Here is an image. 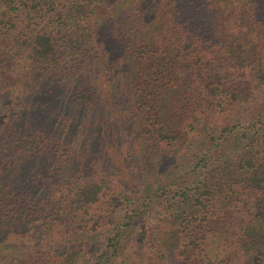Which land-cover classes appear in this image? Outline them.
<instances>
[{"label": "trees", "instance_id": "1", "mask_svg": "<svg viewBox=\"0 0 264 264\" xmlns=\"http://www.w3.org/2000/svg\"><path fill=\"white\" fill-rule=\"evenodd\" d=\"M120 2L112 37L99 40L115 0H0V87L9 93L0 97V264H72L70 246L87 232L102 239L90 264H264V105L242 125L209 130L241 101L245 78L264 70V0ZM104 73L133 81V116L124 103L114 109L124 83L98 87ZM61 108L86 109L93 123L100 109L107 121L130 119L135 130L117 134L121 159L144 152L134 144L142 134L161 147L159 161L195 137L199 156L131 197L110 225L103 207L92 209L108 203L101 186L68 167L72 132L90 141ZM159 210L164 220L151 225ZM21 224L59 247L32 249Z\"/></svg>", "mask_w": 264, "mask_h": 264}, {"label": "rangeland", "instance_id": "2", "mask_svg": "<svg viewBox=\"0 0 264 264\" xmlns=\"http://www.w3.org/2000/svg\"><path fill=\"white\" fill-rule=\"evenodd\" d=\"M115 2V12L111 16H108V20L105 21L107 24L101 26L98 30L99 40H103L104 37H112L111 34L106 31L111 27L112 22H114L119 15L117 11H124L125 9L124 4L120 5V0H115ZM111 10L112 8H110V11ZM108 51L109 47H106V52ZM112 62L115 61L112 60ZM1 68L4 70V65L1 66ZM12 68H15L11 69L12 71H15L17 65ZM104 74H106L105 77H96L99 81L98 87L102 89L104 85L110 86L114 82L120 84L122 87L125 85L124 90L122 89L121 93H119L120 97L114 98V100L117 101L114 109H120L124 103L125 107L123 106L122 111H124V113H129L127 114L128 117L133 116V111L129 104L135 101V97L139 94L136 87L133 85V81H131L129 77H118L117 74ZM244 83L246 84L247 89L242 95L241 101L232 107L231 110L215 117L209 128L212 134L224 126L244 124L251 117L253 112L264 105V70H260L258 75H254L253 77H246ZM8 95L9 93H4L2 87H0V97L4 98ZM96 97L95 103L97 104L103 101L104 94L96 91ZM106 98L108 97H105V99ZM61 109L62 111H59V113L61 112V114L70 117L77 127L80 123L79 125L83 127L84 133H86L85 139H87V135L89 138L88 140L90 141V143L84 146L76 140L79 135L75 131L72 132L71 143L74 147L72 146L73 149L70 151L69 156L71 160L68 163V167L74 168L73 172H79L80 177L83 179L89 182H96L101 186V202L106 199L108 203L99 204L96 207H92V209L103 207V216L106 217V221L110 225L115 224L116 221L120 220V217L123 216L122 213L129 202L133 203L134 199L131 197L148 190L150 186L159 184L165 178L174 177L178 171L183 170L194 163L199 156L197 145L200 142V139L199 137H195L194 139L196 141L179 154L175 155L172 160L165 159L159 161L157 156L161 152V147H158L156 150H151L150 146H147L146 139L142 134L140 139L134 141V144L135 142L141 144L144 152L139 153L136 157L131 153L130 156L121 159L118 155V146L121 144L119 142H123V140L118 138L117 134L121 135V133L124 132V129L127 130V133H131L135 130L130 119L122 117L123 120H114L111 119V117L107 121V115H103L105 111L100 109L98 113H100L101 116L96 115L94 117L95 123H93L91 121L93 117L90 116L88 119V111L86 109H79L78 112H71L65 108ZM106 111L113 113V110ZM112 115L114 116V113ZM74 116L77 119H75ZM66 120L69 121L68 119ZM109 125L111 126V129L109 128ZM104 129H107V131L103 132ZM70 135L71 132L68 133V136ZM127 139H132V136L127 134ZM162 213L163 210H159V212H155L152 215L153 220L151 221V225L162 223L164 220ZM69 214L71 215L72 213ZM82 222V215L74 212V224L83 225ZM46 223L49 224V222ZM20 227L21 231L26 235V238L27 236L32 237V249L37 245H44V243L50 247H59L57 244L58 240L50 238V232L40 235L38 232H34L35 227L31 228L28 224H21ZM42 227L44 228L45 225H42ZM87 234L88 235H85V237L79 236L76 243L70 246L69 252L72 257H74V262L72 264H90L89 262L91 258L94 257L97 252L99 243L102 240L101 236L95 232H87ZM35 235H40L41 238H38L37 240ZM262 247H264V245H262Z\"/></svg>", "mask_w": 264, "mask_h": 264}]
</instances>
